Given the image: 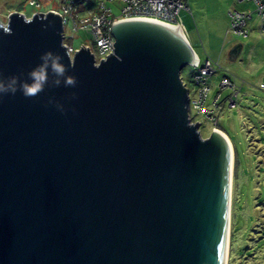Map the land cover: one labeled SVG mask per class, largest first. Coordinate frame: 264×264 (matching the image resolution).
Returning a JSON list of instances; mask_svg holds the SVG:
<instances>
[{
  "label": "water",
  "instance_id": "95a60500",
  "mask_svg": "<svg viewBox=\"0 0 264 264\" xmlns=\"http://www.w3.org/2000/svg\"><path fill=\"white\" fill-rule=\"evenodd\" d=\"M111 33L96 61L52 12L0 23V78L29 80L51 51L77 80L0 95V264H225L232 148L190 122L180 72L197 55L154 18Z\"/></svg>",
  "mask_w": 264,
  "mask_h": 264
},
{
  "label": "rangeland",
  "instance_id": "374dc122",
  "mask_svg": "<svg viewBox=\"0 0 264 264\" xmlns=\"http://www.w3.org/2000/svg\"><path fill=\"white\" fill-rule=\"evenodd\" d=\"M99 1L85 0L81 16L98 11ZM102 1L111 7L112 17L121 14L124 2ZM184 2L187 10L180 12L177 21L183 25L199 65L208 58L215 68V73L205 78L209 92L204 101V107L214 110V116L199 114L189 104L190 122H200L203 138L209 137L213 128L219 129L228 136L233 148L226 264H264V29L258 7L254 0ZM41 3L36 7L29 0H0V23L6 24L12 12L31 18L35 13L57 8L59 1L41 0ZM228 10L250 13L246 36L230 31ZM67 36L73 37L70 41L73 49L85 43L91 45L90 35L83 29L73 32L67 27ZM236 43L242 44L240 53L235 60H229L227 52ZM198 71V66L188 63L180 72L190 90V100L199 88L193 79ZM224 77L232 83V88H219ZM217 94L215 107L212 99ZM230 96L234 105L228 101Z\"/></svg>",
  "mask_w": 264,
  "mask_h": 264
},
{
  "label": "built area",
  "instance_id": "2783aa9c",
  "mask_svg": "<svg viewBox=\"0 0 264 264\" xmlns=\"http://www.w3.org/2000/svg\"><path fill=\"white\" fill-rule=\"evenodd\" d=\"M58 1L59 3L57 8H49L44 13L52 12L60 17L64 45L71 54L77 50L78 48L73 49L70 44L73 37L67 36V27H70L73 32L78 29H83L90 35L91 45L85 43L81 47L88 48L96 61L104 59L113 51L114 38L111 33V27L114 21L129 17H148L169 25H179L182 28V25H180L177 21L178 15L181 11L187 10L184 0H121L124 2L121 14L119 16L112 17L111 9L107 8L101 1L98 5V11L94 10L89 12L87 16H81V12L85 9L83 0ZM254 1L260 14L261 28L264 29V2L261 0ZM29 3L36 7H40L42 5L41 0H29ZM228 15L230 17V31L237 35L246 36L248 32L245 26L247 20L251 18L250 13L246 14L230 10ZM195 66H199V62H197V65L195 64ZM213 72L214 69L212 61L210 59H205L199 68V76L195 77V82L199 85V88L195 93V98L190 100L189 97V104H191L194 109H197L199 114L204 113L203 115L206 117L213 115L214 110H208L204 107V101L207 98L209 87L201 81V78L211 75ZM232 86V83L225 77L219 83L220 89H224L226 87L232 88ZM234 95H236V93ZM217 97L218 94L214 99H212V105L215 107L218 106L216 103ZM232 100L233 97L230 96L228 101L234 105L235 101Z\"/></svg>",
  "mask_w": 264,
  "mask_h": 264
},
{
  "label": "clouds",
  "instance_id": "9594fccd",
  "mask_svg": "<svg viewBox=\"0 0 264 264\" xmlns=\"http://www.w3.org/2000/svg\"><path fill=\"white\" fill-rule=\"evenodd\" d=\"M40 60L41 64L29 71V80H21L16 75L0 78V95H14L19 90L25 97H36L44 91L46 86H59L62 80L65 86L75 87L77 80L74 76L67 75L68 69L62 64V58L58 53L46 51L41 54ZM49 74H51V79ZM71 96L74 98L75 93ZM48 102L55 103L58 110L64 111L63 105L58 101L54 102L50 98Z\"/></svg>",
  "mask_w": 264,
  "mask_h": 264
},
{
  "label": "bare ground",
  "instance_id": "6f19581e",
  "mask_svg": "<svg viewBox=\"0 0 264 264\" xmlns=\"http://www.w3.org/2000/svg\"><path fill=\"white\" fill-rule=\"evenodd\" d=\"M219 130V129H218ZM220 131V130H219ZM222 132V131H221ZM223 133V132H222ZM224 134V133H223ZM225 135V134H224ZM231 144V143H230ZM232 148V145H231ZM232 156H233V148H232ZM232 171V170H231ZM231 188L232 184L230 183V196H229V210H228V231H227V239H228V232H229V219H230V198H231ZM226 251H227V243H226ZM225 264H226V255H225Z\"/></svg>",
  "mask_w": 264,
  "mask_h": 264
},
{
  "label": "trees",
  "instance_id": "16d2710c",
  "mask_svg": "<svg viewBox=\"0 0 264 264\" xmlns=\"http://www.w3.org/2000/svg\"><path fill=\"white\" fill-rule=\"evenodd\" d=\"M83 1L85 2V0H83ZM101 1H102V0H100L99 3H100ZM102 2H103L104 5L106 6L105 2H104V1H102ZM99 3H98V5H99ZM98 5H97V7H98ZM106 7H107V6H106ZM107 8H110V9H111V7H107ZM228 17H229V15H228ZM229 19H230V17H229ZM246 25H247V23H246ZM247 32H248V31H247ZM207 59H208V58H207ZM202 63H203V62H202ZM212 63H213V62H212ZM201 65H202V64H201ZM201 65H199L198 67L200 68ZM213 69H214V72H213V73H215L214 64H213ZM196 76H199V71H198V73L193 77L194 82H195V77H196ZM206 77H207V76H206ZM206 77L201 78V81H203V82L205 83V78H206ZM195 84L198 85L196 82H195ZM185 85H186V84H185ZM205 85L208 86L206 83H205ZM198 86H199V85H198ZM186 87H187V86H186ZM188 90H189V89H188ZM189 94H190V90H189Z\"/></svg>",
  "mask_w": 264,
  "mask_h": 264
},
{
  "label": "crops",
  "instance_id": "0c3cea01",
  "mask_svg": "<svg viewBox=\"0 0 264 264\" xmlns=\"http://www.w3.org/2000/svg\"><path fill=\"white\" fill-rule=\"evenodd\" d=\"M229 11L230 10H228V12H227V15H228V13H229ZM182 30H183V32H184V29H183V25H182ZM184 37H185V39H186V42L188 43V45L190 46V48L194 51V49L192 48V46H191V44L189 43V41H188V39H187V37H186V35H185V32H184ZM194 53L196 54V52L194 51ZM197 55V54H196ZM198 58V57H197ZM225 134V133H224ZM225 136L227 137V139L229 140V138H228V136L225 134ZM229 142H230V140H229ZM231 143V142H230ZM232 145V144H231Z\"/></svg>",
  "mask_w": 264,
  "mask_h": 264
}]
</instances>
